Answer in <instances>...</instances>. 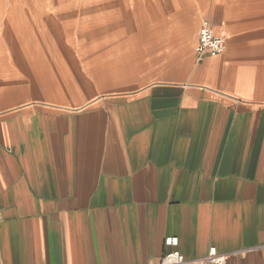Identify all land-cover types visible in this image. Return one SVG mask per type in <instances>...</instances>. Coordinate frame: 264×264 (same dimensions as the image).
Returning a JSON list of instances; mask_svg holds the SVG:
<instances>
[{
  "label": "crops",
  "instance_id": "0c3cea01",
  "mask_svg": "<svg viewBox=\"0 0 264 264\" xmlns=\"http://www.w3.org/2000/svg\"><path fill=\"white\" fill-rule=\"evenodd\" d=\"M39 14L0 32V264H264V0Z\"/></svg>",
  "mask_w": 264,
  "mask_h": 264
},
{
  "label": "built area",
  "instance_id": "2783aa9c",
  "mask_svg": "<svg viewBox=\"0 0 264 264\" xmlns=\"http://www.w3.org/2000/svg\"><path fill=\"white\" fill-rule=\"evenodd\" d=\"M226 46V38L222 35L216 34L210 21L205 19L199 29L198 42L195 47L198 61H203L208 56L222 54L225 51ZM166 245L177 246L178 239L170 237L166 239ZM225 261L226 257L218 253L216 247H212L207 256L197 260L187 259L181 251L174 249L163 254L157 264H191L196 262L204 264H225Z\"/></svg>",
  "mask_w": 264,
  "mask_h": 264
},
{
  "label": "rangeland",
  "instance_id": "374dc122",
  "mask_svg": "<svg viewBox=\"0 0 264 264\" xmlns=\"http://www.w3.org/2000/svg\"><path fill=\"white\" fill-rule=\"evenodd\" d=\"M109 1L111 3L112 0ZM89 4L93 3L90 2ZM67 9L68 0H0V32L2 34L1 28L5 30V28L12 26L11 21H16L17 18L41 16L42 14L39 12L49 10H56L58 16H65Z\"/></svg>",
  "mask_w": 264,
  "mask_h": 264
}]
</instances>
